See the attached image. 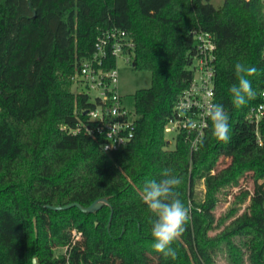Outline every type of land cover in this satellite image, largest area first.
<instances>
[{
  "label": "trees",
  "instance_id": "trees-1",
  "mask_svg": "<svg viewBox=\"0 0 264 264\" xmlns=\"http://www.w3.org/2000/svg\"><path fill=\"white\" fill-rule=\"evenodd\" d=\"M111 27L131 33L130 65L149 71L151 86L135 93L133 141L107 153L85 131L92 102L71 87ZM195 29L217 43L215 103L229 115L230 141L212 136L210 120L192 151L186 132L172 145L165 128L193 79ZM263 53L264 0H0V204L20 232L12 240L18 264L33 257L39 264H214L221 252L229 264H264V119L260 144L247 117L261 101ZM237 62L258 69L251 78L257 97L239 109L229 93ZM223 159L229 162L218 168ZM164 168L182 177L180 199L191 210L172 245L174 261L153 251L155 217L140 196ZM248 176L253 189L241 188L218 215L219 203ZM199 180L205 194L197 201ZM104 197L108 203L93 213L49 207H87Z\"/></svg>",
  "mask_w": 264,
  "mask_h": 264
},
{
  "label": "built area",
  "instance_id": "built-area-1",
  "mask_svg": "<svg viewBox=\"0 0 264 264\" xmlns=\"http://www.w3.org/2000/svg\"><path fill=\"white\" fill-rule=\"evenodd\" d=\"M192 33L196 40V55L191 65L193 79L178 99L165 132L166 135L175 133L174 140L181 132H186V140L194 151L209 126L206 107L215 103L217 43L211 32L195 29ZM134 49L135 42L129 31L107 28L98 35L93 52L81 61L72 77L76 93L87 95L92 102L85 110L89 117L85 131L99 138L107 153L125 149L135 137L137 115L123 106L118 89L119 61L130 64ZM259 96L261 101L250 108L247 117L255 125L258 142L262 144L260 124L264 119V89ZM259 185L264 189V177Z\"/></svg>",
  "mask_w": 264,
  "mask_h": 264
},
{
  "label": "clouds",
  "instance_id": "clouds-1",
  "mask_svg": "<svg viewBox=\"0 0 264 264\" xmlns=\"http://www.w3.org/2000/svg\"><path fill=\"white\" fill-rule=\"evenodd\" d=\"M237 82L229 88L231 102L237 109L246 106L249 101L256 99L257 92L252 87L251 78L258 74V69L242 62L235 64ZM206 117L211 120L212 136L221 143L230 141L229 115L224 106L210 103L206 107ZM161 179L146 180L140 194L142 202L155 217L151 221L152 249L164 258L176 260L178 252L172 247L186 231L185 225L189 223L190 208L185 207L180 199L178 189L183 183L182 177L173 174L171 168H164ZM33 264H35V257Z\"/></svg>",
  "mask_w": 264,
  "mask_h": 264
},
{
  "label": "rangeland",
  "instance_id": "rangeland-1",
  "mask_svg": "<svg viewBox=\"0 0 264 264\" xmlns=\"http://www.w3.org/2000/svg\"><path fill=\"white\" fill-rule=\"evenodd\" d=\"M215 6L222 4L223 0H211ZM151 86V73L146 70H136L130 64L119 61V76H118V89L122 96L123 106L129 111H133L135 107V93L141 88H149ZM71 90L75 91L74 84ZM168 138L171 140L172 145H174L175 140L173 137L175 133H169ZM229 162L228 159H223L218 168L226 165ZM253 189V183L251 182V177L248 176L243 179L239 186H235L229 190L231 193L227 200H222L217 209L216 213H224L231 202L234 199V195L239 192L240 189ZM205 194L204 180H199L195 186V198L197 201L203 199ZM244 207V206H243ZM19 230L15 224L11 213L7 211L4 206L0 204V264H18L20 257V248L15 245L12 240L19 235ZM37 264L38 261H37ZM214 264H229V260L225 252H221L216 257Z\"/></svg>",
  "mask_w": 264,
  "mask_h": 264
},
{
  "label": "water",
  "instance_id": "water-1",
  "mask_svg": "<svg viewBox=\"0 0 264 264\" xmlns=\"http://www.w3.org/2000/svg\"><path fill=\"white\" fill-rule=\"evenodd\" d=\"M106 203H108V198L104 197L101 199H97L96 201H94L92 204H90L87 207L81 205L78 202L70 203V204L64 205V206H49V207L51 209H54V210H66V209H70L72 207H78L81 211H83L85 213H93L95 211L100 210L103 207V205ZM35 264H37V259H35Z\"/></svg>",
  "mask_w": 264,
  "mask_h": 264
}]
</instances>
